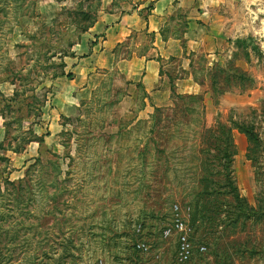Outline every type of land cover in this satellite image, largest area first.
Segmentation results:
<instances>
[{
	"label": "rangeland",
	"instance_id": "rangeland-1",
	"mask_svg": "<svg viewBox=\"0 0 264 264\" xmlns=\"http://www.w3.org/2000/svg\"><path fill=\"white\" fill-rule=\"evenodd\" d=\"M146 1L0 0V264H264V0L224 31L211 64L198 60L201 101L159 107L177 109L172 127L156 125L142 83L116 67L67 101L90 29ZM165 71L168 84L181 73ZM231 116L258 139L234 130L238 189L214 197L198 131ZM175 204L191 229L187 262L178 234H164Z\"/></svg>",
	"mask_w": 264,
	"mask_h": 264
},
{
	"label": "crops",
	"instance_id": "crops-1",
	"mask_svg": "<svg viewBox=\"0 0 264 264\" xmlns=\"http://www.w3.org/2000/svg\"><path fill=\"white\" fill-rule=\"evenodd\" d=\"M250 3L251 0H147L143 7L150 4V10L103 16L90 29L89 38L79 44L83 51L80 55L86 56L75 58L67 101L74 93L90 92L104 79L103 72L113 67L127 79L141 82L157 107L174 104L177 96L197 93L198 60L205 57L211 64L224 41L230 40L224 31L239 27L236 18ZM180 23L184 26L181 34L177 33ZM164 64L174 65L175 71L181 72L179 76L170 75V84L165 81L168 74ZM69 107L67 104V111Z\"/></svg>",
	"mask_w": 264,
	"mask_h": 264
},
{
	"label": "trees",
	"instance_id": "trees-1",
	"mask_svg": "<svg viewBox=\"0 0 264 264\" xmlns=\"http://www.w3.org/2000/svg\"><path fill=\"white\" fill-rule=\"evenodd\" d=\"M151 7L152 6L149 5L148 9L150 10ZM221 71L223 72V70L219 68L217 72ZM67 76L72 77V74H68ZM219 92H223V89L220 88ZM180 97L185 99L187 98L186 101H201V97L196 94ZM154 111L155 112L152 117L156 120V125L160 123V120L163 119V117H167V119H170L168 121L169 128L175 125L178 120H181V118L177 117L176 108L167 111L164 108L154 107ZM183 111L185 112L187 111V109H183ZM165 112H169V114L165 116ZM229 120L230 121L227 123L221 120H217L213 126L208 128L201 127L202 130L198 131V133L201 135L199 153H208L207 158L205 160L201 159L200 162L201 164L205 165V174H203L202 178L209 182L206 185L207 189L204 193L208 195H212L214 193V197L215 195H222L223 187H225L226 185H229L230 188L236 192L238 189L231 175V164L233 162V157L237 153V147L233 135L234 130H238L244 133L251 141L258 139V136L256 132H254V127L252 125L245 122H238L233 116H231ZM155 135L157 136V134ZM212 151L215 154H212ZM19 188L20 185L17 187V189Z\"/></svg>",
	"mask_w": 264,
	"mask_h": 264
},
{
	"label": "built area",
	"instance_id": "built-area-1",
	"mask_svg": "<svg viewBox=\"0 0 264 264\" xmlns=\"http://www.w3.org/2000/svg\"><path fill=\"white\" fill-rule=\"evenodd\" d=\"M174 219L173 224L170 228L164 230L165 236H169L173 231L178 234V259L182 262H187L193 256L194 246L190 238V227L185 218V215L182 213L180 207L174 205ZM137 246L141 250H147L148 246L145 242H138ZM206 249L205 246H201V250Z\"/></svg>",
	"mask_w": 264,
	"mask_h": 264
}]
</instances>
